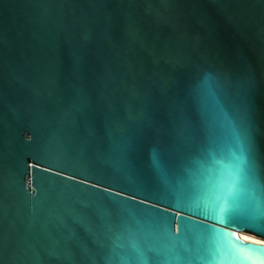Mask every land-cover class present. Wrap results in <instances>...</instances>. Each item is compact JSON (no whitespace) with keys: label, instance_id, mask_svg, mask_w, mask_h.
I'll use <instances>...</instances> for the list:
<instances>
[{"label":"water","instance_id":"water-1","mask_svg":"<svg viewBox=\"0 0 264 264\" xmlns=\"http://www.w3.org/2000/svg\"><path fill=\"white\" fill-rule=\"evenodd\" d=\"M238 123L264 153V0H0V264H264L157 204Z\"/></svg>","mask_w":264,"mask_h":264},{"label":"snow or ice","instance_id":"snow-or-ice-1","mask_svg":"<svg viewBox=\"0 0 264 264\" xmlns=\"http://www.w3.org/2000/svg\"><path fill=\"white\" fill-rule=\"evenodd\" d=\"M232 137L227 162L213 151L206 156H195V169L188 165L177 171V197L174 200L157 199V204H166L167 208L188 213L190 217L213 223L227 222L229 227L264 235V153L258 150L246 124L235 125ZM154 167L160 168V164L154 161ZM209 184L215 193L210 200L200 195ZM153 211L167 221L168 229L163 231L167 239L172 237L173 222H178V232L187 224H195L207 233L218 231L209 224L197 223L185 216L177 217L166 209L155 208ZM237 249L240 251L232 259H251V254H264V249L252 245L238 244Z\"/></svg>","mask_w":264,"mask_h":264},{"label":"bare ground","instance_id":"bare-ground-1","mask_svg":"<svg viewBox=\"0 0 264 264\" xmlns=\"http://www.w3.org/2000/svg\"><path fill=\"white\" fill-rule=\"evenodd\" d=\"M240 234L243 238L248 239V240H253L256 242H261L264 243V237L257 235V234H251L250 232L247 231H240Z\"/></svg>","mask_w":264,"mask_h":264}]
</instances>
